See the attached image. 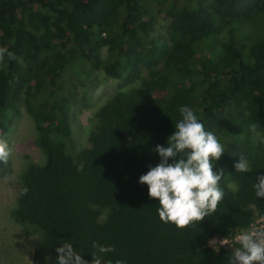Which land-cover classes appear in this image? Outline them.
Segmentation results:
<instances>
[{
    "label": "trees",
    "instance_id": "trees-1",
    "mask_svg": "<svg viewBox=\"0 0 264 264\" xmlns=\"http://www.w3.org/2000/svg\"><path fill=\"white\" fill-rule=\"evenodd\" d=\"M262 1L209 0L194 10L161 0L177 38L169 48L156 34L144 0H0V47L17 57L0 64V138L26 91L40 146L48 153L45 167L24 174L16 212L19 222L44 233L34 264H56V248L65 240L89 264L93 241L115 248L103 254L102 264H228L232 249H215L208 241L248 227L252 207L264 212V198L253 187L264 175V145L255 150L247 173L234 165L241 155L249 159L251 149H232L227 161L238 192L221 180L224 198L217 212L185 229L160 220L159 201L149 197L139 177L159 163L155 146L167 147L181 106L191 107L222 144L240 130L231 120L243 119L245 110L264 133V38L240 40L231 28L220 50L199 47L214 36L217 17L221 28L229 27L249 12H264L257 10ZM105 49L114 59L104 61ZM79 62L94 68L104 63L108 76L127 82L138 77L141 65L149 76L141 90L105 103L91 148L76 160L67 148L71 96L60 78ZM38 96L50 102L45 119L32 102ZM103 209L109 214L101 222Z\"/></svg>",
    "mask_w": 264,
    "mask_h": 264
},
{
    "label": "rangeland",
    "instance_id": "rangeland-1",
    "mask_svg": "<svg viewBox=\"0 0 264 264\" xmlns=\"http://www.w3.org/2000/svg\"><path fill=\"white\" fill-rule=\"evenodd\" d=\"M208 2L209 0H178L177 4L188 5L194 10H199L202 4L207 5ZM144 4L149 14L154 18L156 34L169 48L173 47L177 39L171 29L173 21L164 11L161 0H144ZM257 10H264V0ZM249 15L248 19H237L231 26L224 28H221L223 20L217 17L214 36L199 47L206 46L220 50L222 43L227 40L231 28L240 40L259 41L263 39L264 12H249ZM112 58L114 59L105 49L104 61L107 62ZM148 76L147 67L141 65L138 77L132 82H127L108 76L105 73L104 63L100 68H94L87 62H79L62 73L60 84L64 88V92L71 96L67 107L72 134L67 141V148L76 160L83 151L92 146L91 137L98 126L97 113L99 110L113 96L127 97L141 90ZM29 102L27 92L24 91L19 103V113L16 116H11V123L2 136L7 140L12 153L8 163L3 164V168L0 170V264H34L35 251L44 243V233L41 229L31 224L21 223L16 218L24 174L33 167L42 168L48 163V153L40 146L41 133ZM32 102L36 111L45 119L50 113L48 99L38 96L33 98ZM247 115L248 110H245L243 119L239 115L236 121L231 120V124L240 130L228 133V136L224 138L225 151L215 165V170L223 169L222 181L233 193L238 192L239 185L232 179L231 167L227 161L228 154L232 152L233 148L240 149L241 147L243 150L250 148V158L247 160L251 168L255 150L260 145H264V142H261L264 133L258 128L256 134L249 130V125L252 123L247 119ZM252 210L253 217L249 226L264 228V212H260L255 207H252ZM108 214L109 211L103 209L100 221H105ZM246 228L233 229L231 234L226 237L225 245H220L219 242L224 240L220 238L208 241V244L215 249L222 246L231 249L228 245H235V237L242 229Z\"/></svg>",
    "mask_w": 264,
    "mask_h": 264
},
{
    "label": "clouds",
    "instance_id": "clouds-1",
    "mask_svg": "<svg viewBox=\"0 0 264 264\" xmlns=\"http://www.w3.org/2000/svg\"><path fill=\"white\" fill-rule=\"evenodd\" d=\"M5 58L17 59L7 47H0V64ZM179 112L181 119L174 123L175 131L167 138V147L155 146L159 163L149 165V171L139 177V183L146 184L149 197L159 201L157 212L160 220L185 229L217 212L218 204L224 198V191L219 186L224 171L214 168L225 149L213 132L205 130L191 107L181 106ZM249 130L256 134L257 124H250ZM11 153L7 140L0 138V164L6 165ZM239 157L234 165L236 171L250 172L248 160L243 155ZM253 187L256 196L264 198V175L257 176ZM27 191L25 188L24 194ZM219 243L225 245L226 241ZM92 246L96 251L91 253V264H102L103 254L115 251L114 246L101 245L96 241ZM228 246L232 249L228 264H264V228L249 226L242 229L235 237V245ZM56 252V264H89L66 240L56 248ZM116 264H125V261L117 260Z\"/></svg>",
    "mask_w": 264,
    "mask_h": 264
},
{
    "label": "built area",
    "instance_id": "built-area-1",
    "mask_svg": "<svg viewBox=\"0 0 264 264\" xmlns=\"http://www.w3.org/2000/svg\"><path fill=\"white\" fill-rule=\"evenodd\" d=\"M227 239L226 237H220V236H216V237H214V238H212V239H210L209 241H212V240H214V239ZM222 241V240H221ZM221 245V244H220ZM211 246V245H210ZM212 247V246H211Z\"/></svg>",
    "mask_w": 264,
    "mask_h": 264
}]
</instances>
